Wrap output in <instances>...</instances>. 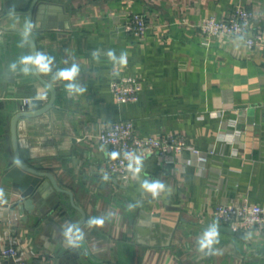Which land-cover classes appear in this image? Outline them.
<instances>
[{
	"label": "crops",
	"instance_id": "0c3cea01",
	"mask_svg": "<svg viewBox=\"0 0 264 264\" xmlns=\"http://www.w3.org/2000/svg\"><path fill=\"white\" fill-rule=\"evenodd\" d=\"M46 1L55 8L40 15L33 36L37 52L55 60L50 72L40 74L54 85L56 104L66 111L78 142L71 154L53 155L47 118H21L18 133L38 154L30 162L52 172L73 198L45 177L47 213L22 210L10 222L8 215L18 208L14 194L9 206H0V249L15 243L41 264H264V228L235 233L212 213L219 202L240 203L245 196L264 203V42L253 49L233 37L208 44L196 28L205 17L226 18L244 7L255 12L254 26L264 33V0ZM133 12L149 21L144 40L113 19ZM27 22V14L5 19L0 11V179L14 158L11 124L25 110L23 99L40 96L46 102L51 95L35 73L22 71L20 58L32 55L30 40L23 38ZM109 50L117 57L126 52V65H114ZM73 63L80 67L76 83L87 86L83 94L69 95L68 82L54 79ZM129 75L141 80L143 90L135 102H118L110 80ZM124 119L133 120L141 135L181 133L216 153L204 169L184 161L192 157L186 149L181 156L169 152L139 164L135 159L140 171L129 179L112 176L99 134L107 122ZM145 179L162 181L171 194L153 199L140 186ZM129 204L139 206L129 210ZM93 217H106L104 225L89 226ZM70 224L84 234L76 250L63 234ZM212 227L217 254L206 255L197 240Z\"/></svg>",
	"mask_w": 264,
	"mask_h": 264
},
{
	"label": "built area",
	"instance_id": "2783aa9c",
	"mask_svg": "<svg viewBox=\"0 0 264 264\" xmlns=\"http://www.w3.org/2000/svg\"><path fill=\"white\" fill-rule=\"evenodd\" d=\"M254 18L253 10L237 7L226 18H217L214 15L205 17L196 25V28L208 44L214 39L233 37L242 40L248 48L253 49L264 42V33L255 28ZM113 19L140 40L145 39L150 29L149 21L142 13L120 14L114 16ZM110 90L118 102H135L140 97L143 85L141 80L134 75L114 77L110 80ZM30 104L31 98L25 97L23 108L27 109ZM99 140L108 148L109 153H118L115 159L108 155L107 172L112 176L125 179H129L132 174L133 163L137 157L145 159L151 156H166L169 152L181 156L187 149L191 151L192 157L184 161L204 169L209 155L216 153L214 146L208 150H201L190 144L187 137L181 133L161 132L157 135H141L136 132L134 121L131 119L107 122L99 134ZM212 213L215 219L239 234H248L255 227L264 228V203L253 202L249 196H245L240 203L221 201L213 208ZM22 215L23 213L16 208L12 210L7 219L13 222L19 220ZM31 257L15 243H10L0 249V258L7 260V264H41L32 261Z\"/></svg>",
	"mask_w": 264,
	"mask_h": 264
},
{
	"label": "water",
	"instance_id": "95a60500",
	"mask_svg": "<svg viewBox=\"0 0 264 264\" xmlns=\"http://www.w3.org/2000/svg\"><path fill=\"white\" fill-rule=\"evenodd\" d=\"M1 2V11L5 13V19L9 16L21 14L29 16L33 29L28 39L31 42L33 55L37 52V44L33 32L37 26L38 19L43 12H51V9L55 7L46 0H1ZM43 25L46 26V23L44 22ZM33 71L35 73L34 68ZM35 74L42 84L50 90L51 95L46 102L40 96L32 98L30 106L18 112L12 120L11 132L14 158L1 175L0 193L2 194L0 196H3V199H0V206H9L10 199L15 194L18 196L17 203L21 212L25 210L29 214L36 212V214L43 216L51 207L44 209V205L49 200L44 189L45 177L48 178L57 192L69 193L72 198L73 193L68 189L61 188L52 172L39 169L30 162L31 159L37 158L38 154L35 149L30 148L31 145L28 142H24L20 137L18 123L21 118H24L23 121H26V118H38L39 121L47 118L45 122L49 129L47 140L54 144L53 155L63 156L71 154L73 145L78 142V137L66 115V111L56 104V89L54 85L40 73ZM17 160L21 163H16ZM72 202L74 203L73 199ZM74 249L76 250V247ZM72 256L79 258V253L74 251Z\"/></svg>",
	"mask_w": 264,
	"mask_h": 264
},
{
	"label": "clouds",
	"instance_id": "9594fccd",
	"mask_svg": "<svg viewBox=\"0 0 264 264\" xmlns=\"http://www.w3.org/2000/svg\"><path fill=\"white\" fill-rule=\"evenodd\" d=\"M33 29V24L31 22H27L23 31V38L27 42L31 32ZM93 59L99 62V56L97 51H93L92 53ZM108 59L114 64L126 65L127 63V53L122 52L119 57L115 55L114 50H109L107 53ZM55 57L50 56L43 52H36L33 55H27L20 58V63L24 65L22 71L25 75L34 73L33 68L35 69V73H48L51 71V66L53 65ZM14 68L15 65L13 64ZM80 67L78 64L73 63L69 68H63L58 70L55 73L54 79L67 81L65 84L66 91L69 95L73 94H83L87 91V86L81 87L78 83H76V78L79 75ZM109 155L115 159L118 156L117 152H111ZM16 163H21L19 160ZM136 163L139 164V158H136ZM131 168L132 165L130 164ZM140 171L139 167L134 169V172L138 173ZM141 188L144 192L150 194L153 199L158 198L161 194H171V189L167 187L162 181L155 180H143L141 182ZM2 194V193H0ZM136 206L139 205H128V209L132 210ZM106 217H93L89 218L87 224L89 226L102 227L105 223ZM64 236L67 238V242L69 245L75 247L78 246L79 242L84 239V234L81 229L76 224H70L69 227L64 231ZM218 243V232L215 227L205 231L203 235L197 240V244L199 245L198 251L203 252L205 249H208L206 255H216V251L213 249V245Z\"/></svg>",
	"mask_w": 264,
	"mask_h": 264
}]
</instances>
